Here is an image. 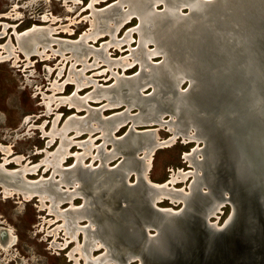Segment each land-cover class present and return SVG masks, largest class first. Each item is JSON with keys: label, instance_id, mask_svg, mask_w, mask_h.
<instances>
[{"label": "water", "instance_id": "water-1", "mask_svg": "<svg viewBox=\"0 0 264 264\" xmlns=\"http://www.w3.org/2000/svg\"><path fill=\"white\" fill-rule=\"evenodd\" d=\"M97 10H118L137 19L127 31L138 35L129 56L142 55L139 70L131 76L114 74L115 83L96 86L106 103L86 104L85 115H71L61 128L73 137L68 123L94 119L112 144L110 152L121 159L112 167L106 160L95 167L73 161L60 170L59 181L52 183L50 175L42 182L66 194L65 210L70 198L82 199L75 208L88 214L80 228L93 224L97 241L114 264H264V0H115ZM34 32L19 33L16 44ZM82 43L81 38L72 42ZM150 43L153 48L147 50ZM103 46L88 47L103 54ZM152 55H159V62L150 63ZM148 87L150 94H142ZM145 98L150 105L142 101L147 106L142 111L137 102ZM129 101L138 114H128ZM117 103L126 108L100 116ZM144 111L149 116L142 122L178 125V134L202 142L184 154L193 156L194 166L178 211L156 206L161 201L156 194L165 183L151 182L147 173L146 179L142 168L168 140L158 142L156 130L137 131L133 125L120 137L112 135L127 120L136 124ZM164 114L169 121L160 120ZM131 135L141 136L145 145L131 143ZM130 176L133 182L127 181ZM36 181L31 184L42 183ZM218 202L231 206L220 226L209 222ZM3 233L8 237L0 232L1 237Z\"/></svg>", "mask_w": 264, "mask_h": 264}, {"label": "rangeland", "instance_id": "rangeland-1", "mask_svg": "<svg viewBox=\"0 0 264 264\" xmlns=\"http://www.w3.org/2000/svg\"><path fill=\"white\" fill-rule=\"evenodd\" d=\"M114 1L115 0L98 1L93 4V9L98 12L97 9H101ZM90 3L91 0H76V2H72L71 0H67V2H64V0H0V45L4 46L9 44L14 46L16 50L14 49L13 54L17 56V61L15 63L13 54L5 60L6 62H0V146L9 148V159L15 156H21L23 158V165L27 163L29 166L37 165L40 163V160L45 157V150L48 153H52L59 144L58 138H54L52 142H49L50 138L48 136H43V132H48L51 128L56 116H59L56 126L61 127L63 122L71 115L83 116L86 114L84 108L77 110L74 107H69L67 104L55 107V102L49 105L51 109L49 110L44 104V102L47 101V95L68 97L73 94L74 99L79 101L84 100L83 103L88 104L90 107H97L106 103V99L85 100L91 91H96L98 94L100 93V90H97L96 86L101 88L115 83L114 74L131 76L139 70V63L137 61L141 59L137 60L135 58L136 54L129 56L131 53L130 49L136 46L138 38L137 32H131L128 37L122 40L125 32L137 25V19L133 16L124 21L115 33L114 39H118L119 43H122L120 47L118 48L114 45H110L109 47L103 46L102 49L106 51L105 55H107L106 57L109 60L107 59L106 62L102 59L96 60L91 54L87 57L86 63L90 64V68L84 70L83 75L86 76L90 84L83 86L76 93H74L75 86L73 83L66 79L71 69L82 72L83 66L81 63H75L74 59L70 58L69 52L65 51L62 55L58 54V52L53 54L52 51L46 49L44 54L48 55L47 59L45 56L41 57L38 55H32L26 59L24 54L16 48L17 44L14 32L22 33L33 26L51 25L56 31H54L56 34L53 33L51 36L62 40L61 43H65L66 41L72 44V42L77 41L80 36L89 32L91 10L88 8V4ZM68 7L71 10L67 11ZM160 8V5H156V9ZM181 12L185 13L186 10L182 9ZM43 15L56 17L59 21L51 24L48 22L44 23L42 22ZM107 19H109L108 16L103 20ZM104 22L106 21H103L102 24H104ZM59 25H65L69 31H62L58 28ZM99 31L100 28H96L93 31L91 30L90 36H96ZM110 37L112 38L111 34L105 32L99 35L95 40L88 39L86 45L99 48L102 43L106 44L111 41ZM126 39H130V41L126 43ZM115 42L114 40V43ZM1 46L0 53L4 56L5 52L1 49ZM52 48L57 50L55 44H52ZM146 48L147 50H151L153 45L151 43L147 44ZM88 49L90 50V48ZM123 58L127 59L130 63L129 66L122 68L120 65H109L111 62H118ZM134 58L136 60H134ZM160 59L161 57L159 55H152L148 58L151 63H157ZM60 69L62 71L59 72ZM57 73H59L60 76ZM55 81L57 84L62 85V88L60 91H55L56 93H53L51 85H53ZM185 87L186 82L182 83L179 88L183 90ZM150 91L151 87L145 88L142 90V94L149 95ZM107 97L109 99H115V94H109ZM147 100L148 99L145 98L137 102L139 103L138 106L142 108V111L147 108L146 105H150V102ZM142 101L145 102L146 105L141 103ZM130 103L128 114L130 116L138 114L140 110L138 111L137 106L133 102ZM124 108H126L124 104L117 103L116 105L103 109L99 114L101 117L107 116L111 113L119 112ZM143 113L144 117L137 119V123L140 124H132V120H127L120 125L117 131L113 132L112 135L120 137L127 131L129 126L133 125V130L137 131L145 129L156 130V140L158 142H165L171 138L170 142L167 143L166 141L164 146L158 147L153 151L150 167L146 172L148 179L153 183L163 184L167 183L171 175L177 173V170L192 172L193 168L184 158V154H189L195 147L200 148L202 142L187 139L178 133H173L172 130L174 128L179 129L178 125H170L168 123L160 125L153 122L144 123L142 121H144L149 114L145 111ZM26 118L28 119L27 121H25ZM160 120L162 122H167L170 120V116L164 114L161 116ZM93 128L95 129L91 135L82 132L79 136H74L72 138L73 141L75 143H85L92 140V146H96V148L100 146L105 152H110L112 144L104 140V132L97 128L95 122ZM193 131V128H191L189 133L192 134ZM67 135L71 137L73 132L69 131ZM130 142L138 146H144L146 140L141 136L131 135ZM76 152H82V148L74 144L69 149V153L72 155L62 162L60 168L71 165L75 160L74 154ZM90 152L96 154V149H92ZM112 154L115 155L114 153ZM200 157L201 156L198 155L197 158ZM3 158L4 155L0 150V163L3 162ZM120 159L121 156L116 154V157L108 161L106 165L112 167L116 165ZM98 163V158L92 161L88 156L83 160L82 164H91L95 167ZM5 167L9 170L19 168V166L14 163H10ZM43 168V166H39L34 173L27 174L25 177L33 181L41 177L49 178L52 173L51 168H48L46 171H43ZM54 178H57V176H54L53 179ZM191 180L192 177L190 175L184 181H178L173 185L169 184V186L177 191H187ZM127 181L133 182L134 177L130 176ZM43 203L46 207L40 209L41 203L38 196H33L27 201L20 193L11 195L10 197H4L0 186V232L5 231L8 238L9 236L10 239L12 238L8 243V238L5 240V233H3L4 236H0V264L74 263L72 260H69L68 253L76 246V241L69 240L67 236H64V232L61 229L58 230L56 238L52 233H48L58 225H61L62 220H56L54 214L48 211L47 207L49 206V202L47 200ZM72 204L80 206L82 204V199L80 197L73 198ZM68 206V203L65 202L61 204L58 213L60 214L61 209H65ZM156 206L178 211L182 207V202H171V200L164 198L162 201L157 202ZM230 214V204L224 203V205L219 208V212L216 214L217 217L211 216L209 222L215 221L217 225L220 226L229 218ZM48 220L51 221L50 224L47 222ZM86 224L87 221L81 220L78 223V227L80 228V226H85ZM77 233V242L81 244L83 232L78 230ZM149 233L152 232L150 231ZM65 242L68 244H65ZM102 253H104V248L100 247L94 249L91 252V256L97 258L102 255ZM73 255L78 258L77 264H84L77 253ZM110 264L114 263L110 262ZM123 264H138V260L126 261Z\"/></svg>", "mask_w": 264, "mask_h": 264}, {"label": "bare ground", "instance_id": "bare-ground-1", "mask_svg": "<svg viewBox=\"0 0 264 264\" xmlns=\"http://www.w3.org/2000/svg\"><path fill=\"white\" fill-rule=\"evenodd\" d=\"M71 1L76 2V0H71ZM98 1H101V0H91V3L88 4V8L91 10V12H90L91 14H90V18H89L90 28H89V32L87 34L85 33L83 35L84 37L80 36L81 40L82 41L84 40L83 44H80V45L74 44L73 45V44L68 43L66 41H65V43H61L62 40H60L58 38H54L51 36V35H53V33L56 32L55 28L51 27V25L33 26L32 28L25 31V32H27V31L34 30L35 32L33 34L27 35L22 40L19 39L17 41V47L16 48L24 54L26 59H28L32 55H38L41 57L45 56L47 59L48 55L44 54L46 49H49L50 51H52L53 54L58 52V54L62 55L63 52H65V51L69 52L70 58L74 59L75 63H81L83 66L82 72H79L75 69H71L68 72V76H67L66 80L73 83V85L75 86L74 93H76L78 90H80L83 86L90 84V82L88 81L86 76L83 75L84 70L90 68V64L86 63L87 57L91 54L94 57V59H96V60L102 59L106 62V60L108 59L106 57L107 55H105L106 54L105 50H104L103 54L102 53L97 54V53H94L93 51L89 50L88 49L89 47L86 45L87 40L88 39L95 40L99 35L104 34L106 32L107 34H111L112 38L110 37L111 41L104 44V46L109 47L110 45H114V46L119 48L122 43H119L118 39H114L115 33L124 21H126L128 18L132 17V15L130 13H126V16L124 17L123 16L124 13H122L121 11H118V10H115V12H113V13H111V12L108 13L107 11L102 12L100 10L97 12L93 9V4L97 3ZM64 2H67V0H64ZM124 7L125 6H122V8H124ZM69 10H71V9L68 7L67 11H69ZM113 14H117V15H113ZM17 15H19V14H17ZM104 15H105V17L108 16L109 19L103 20L105 18ZM56 21H59L56 19V17H52L49 15L48 16L47 15L42 16V22H44V23L48 22L51 24V23H54ZM103 21H106V22H104V24H102ZM58 28L61 29L62 31H66V30L69 31L65 25H59ZM96 28H100V31L98 32V34L94 37L90 36L91 30L93 31ZM130 33H131L130 31L129 32L127 31L126 34L124 35V37L122 38V40L125 37H128L130 35ZM14 34H15V37L17 38L19 33L14 32ZM114 40L116 41L115 43H114ZM129 41H130V39H126V43H128ZM52 44L53 45L55 44L57 46V50H54L52 48ZM1 49H3V51L5 52V55L3 56L2 53H0V62H6L5 60H7V58L13 54L15 47L8 44V45L1 46ZM104 56H105V58H104ZM141 57H142V55H141ZM13 58H14V63H15L17 61V56L13 54ZM135 58L137 60L141 59L140 55H138V54H136ZM135 58H134V60H136ZM109 65L110 66L120 65L122 68H125L126 66H129L130 63L127 61V59L123 58V59H120V61H118V62H111ZM145 66H147V65H145ZM60 71H62V70L60 69L59 72ZM57 74L59 75V73H57ZM51 88L53 89L52 90L53 93H56L57 91L61 90L62 85L57 84L55 81V83L53 85H51ZM95 94L98 96L96 97ZM73 96L74 95H72L70 97L63 98V97H59V96L55 97L54 95H51V96L47 95V99H46L47 101H45L44 104H45V106H47V108L49 110H51L49 108V105L52 102H55V107H58L62 104H67V105H69V107H74L77 110L82 109L83 105L81 103H83L84 100L83 101L80 100L81 101L80 102L79 100L74 99ZM99 97L100 96H99L98 92L92 91L85 98V100H92V99L93 100H99L100 99ZM83 104L85 107L86 104L85 103H83ZM58 118H59V116L57 115L55 120L52 123L51 128L49 129L48 132H43V136H48L50 138L49 142H52L54 140V138H58L59 144H58L56 150L52 153H48L45 150L44 151L45 157L42 158L40 160V163H38L37 165L29 166L28 163L23 165L22 164L23 158L21 156H15V157L9 159V157H10L9 148L0 146V150H1L2 154L4 155L3 162L0 163V186L2 188V194L4 197H10L11 195L20 193L26 201L31 199L33 196H38L40 198V203H41L40 209L43 207H46L43 202L45 200H47L49 202V206L47 207L48 211L51 214H54L56 220H62L61 225H58L51 232H48V233L49 234L52 233V235H54L56 238L58 230L61 229L64 232V236H67L69 238V240H75L76 241V246L73 248V250L70 253H68L69 260H72L74 262L73 264H77V261H78V258L73 255L74 253L78 254V257L83 260L84 264H110L111 260L108 256L109 254L107 253V251L102 253V255L98 256L97 258L96 257L94 258L91 256V252L94 249H98L100 247H103L102 246L103 244H101V242L97 241V237H96V233L94 231L95 229H94L93 224H91L90 229H87V230H82V228L78 227V223L81 220H83V218L87 217V214H88L87 210L83 209V208L82 209H78L77 207L75 208V205H73L71 202V200L73 198H70L69 199L70 207L67 210L61 209L60 214H59L58 213V211L60 209L59 206L61 204H63L65 202V200L68 199V197H66V194H63L64 192H62V190H56L54 188V186L52 185V183L56 182L58 180L57 179L58 175H60L61 178L63 177V175L60 172V170H62V168H60V166L62 165V162L67 157L72 155L69 153V149L74 144H76L82 148V152H76L74 154V159H75L74 161H80V164L82 166H83V164H82L83 160L86 159V157H88V156L92 159V161L98 158L99 161H102L104 159V160H106L105 162H108V161L112 160L114 157H116V154L113 155L112 152L106 153L104 150H102V148H100V147L96 148V146H92V144H91L92 140H90L89 142H85V143H75L72 139L74 136L69 137L67 135V130H64L65 128H61V127L56 126V124L58 123L57 122ZM27 120L28 119L26 118L25 121H27ZM68 125H70L69 127L74 130L75 136H79L80 133H82V132H86V133L91 135L93 130L95 129V128H93V125H94L93 119H92V122H89L87 124H82L80 121L76 120L72 123H68L67 126ZM41 129H42V127H41ZM172 132L175 134L178 133V131L175 128L172 130ZM156 139H157V137H156ZM170 140H171V138L167 141V143L170 142ZM153 143H155L154 139H153V142H149L148 145H150V144L153 145ZM92 149H96V154H93L92 152H90ZM184 158L189 162V164L191 166H194V162H193L194 158L192 155H185ZM10 163H14L15 165L19 166V168L15 169V170L14 169H11V170L7 169L5 166L10 164ZM39 166L44 167L43 171H46L48 168H51L52 177L57 176V178H54L55 181H52V183L42 182V180H45V178L41 177L36 182L40 181L42 183H38L37 185H32L31 182H35V181L27 179L25 177V175L34 173L38 169ZM149 167H150V158L145 159L143 161V164H142V168L145 172V178L146 179H147L146 172H147ZM55 173H58V174L54 175ZM192 174H193L192 172H182L180 170H177L176 174H172L171 178L167 182V185L165 183V185H163V187H159L162 190L161 193L156 194L157 196H160L159 201L160 200L162 201V199H164V198L171 200V202L172 201H182L183 197L181 195V191H177L174 188L169 187V184L173 185L174 183H176L178 181H184L188 176H190ZM63 180H64V178H63ZM158 185L161 186L160 184H158ZM76 197L77 196H75V198ZM222 205H223V202H218L215 209L210 213L211 215L209 216V218L211 216H214L216 214V211H218ZM47 222L49 224L51 223L50 220H48ZM78 230H81L83 232V240H82L81 244L78 243L77 239H76L77 234H78L77 233ZM99 230H101V229L99 228ZM7 238L8 237H6L5 240H7ZM8 240H9L8 241V243H9L10 240H12V238L10 239V236H9ZM0 243H1V241H0ZM2 243H4V242H2ZM66 243L67 242H65V244ZM11 247H12V245H11ZM64 247H66V246H64ZM64 247H62V248H64ZM104 250H106V249H104ZM7 255H9V254H7ZM6 260H8V259H6Z\"/></svg>", "mask_w": 264, "mask_h": 264}]
</instances>
